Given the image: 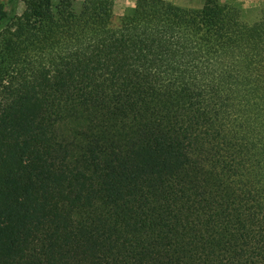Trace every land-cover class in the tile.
I'll use <instances>...</instances> for the list:
<instances>
[{
	"label": "trees",
	"instance_id": "16d2710c",
	"mask_svg": "<svg viewBox=\"0 0 264 264\" xmlns=\"http://www.w3.org/2000/svg\"><path fill=\"white\" fill-rule=\"evenodd\" d=\"M13 16L0 1V264H264V8Z\"/></svg>",
	"mask_w": 264,
	"mask_h": 264
},
{
	"label": "crops",
	"instance_id": "0c3cea01",
	"mask_svg": "<svg viewBox=\"0 0 264 264\" xmlns=\"http://www.w3.org/2000/svg\"><path fill=\"white\" fill-rule=\"evenodd\" d=\"M112 10V14L117 13L122 15L130 10L135 3V0H108ZM177 8L186 10H198L201 8L204 0H164ZM223 3H228L235 6L241 18L247 22L256 20L264 6V0H219Z\"/></svg>",
	"mask_w": 264,
	"mask_h": 264
},
{
	"label": "rangeland",
	"instance_id": "374dc122",
	"mask_svg": "<svg viewBox=\"0 0 264 264\" xmlns=\"http://www.w3.org/2000/svg\"><path fill=\"white\" fill-rule=\"evenodd\" d=\"M1 2H3L4 4V7L6 8L7 11H11L12 9H14V16L12 18V22H15L17 21L20 13L22 12V9L24 7V4H25V1L26 0H0ZM53 2H56L57 0H52ZM82 0H73V6L75 8L79 7L80 3H81ZM264 6L261 8V12L263 10ZM260 12V14H261ZM178 13H185L184 11H179L178 10ZM240 13V12H239ZM241 15V14H240ZM260 16V15H259ZM120 17L119 14L117 13H114L112 14V18H111V24L113 26H115L117 23H118V18ZM259 18V17H258ZM257 18V19H258ZM256 19V20H257ZM255 21V20H254ZM252 21V22H254ZM251 23V22H249Z\"/></svg>",
	"mask_w": 264,
	"mask_h": 264
}]
</instances>
